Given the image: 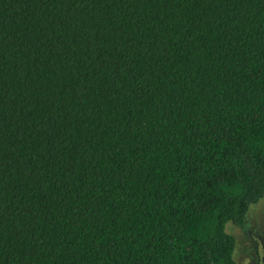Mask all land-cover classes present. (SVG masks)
I'll list each match as a JSON object with an SVG mask.
<instances>
[{
  "label": "trees",
  "instance_id": "1",
  "mask_svg": "<svg viewBox=\"0 0 264 264\" xmlns=\"http://www.w3.org/2000/svg\"><path fill=\"white\" fill-rule=\"evenodd\" d=\"M264 197V0H0V264H239Z\"/></svg>",
  "mask_w": 264,
  "mask_h": 264
},
{
  "label": "rangeland",
  "instance_id": "2",
  "mask_svg": "<svg viewBox=\"0 0 264 264\" xmlns=\"http://www.w3.org/2000/svg\"><path fill=\"white\" fill-rule=\"evenodd\" d=\"M227 231L236 238L239 264H264V197L250 206L243 225L230 222Z\"/></svg>",
  "mask_w": 264,
  "mask_h": 264
}]
</instances>
